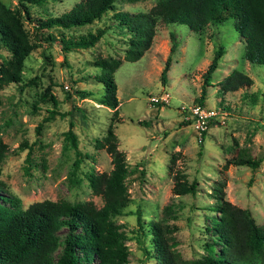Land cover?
Listing matches in <instances>:
<instances>
[{"label":"rangeland","instance_id":"rangeland-1","mask_svg":"<svg viewBox=\"0 0 264 264\" xmlns=\"http://www.w3.org/2000/svg\"><path fill=\"white\" fill-rule=\"evenodd\" d=\"M0 1L28 12L30 18L22 14L21 19L33 44L20 80L0 84V138L7 145L0 180L22 207L44 198L90 200L100 206L102 199L89 187L86 174L111 168L110 154L96 144L110 125L127 164L128 202L113 217L125 236L124 264H162L153 246L154 220L167 225L166 243L179 258L204 253L203 244L211 236L209 218L217 214L210 206L220 186L224 199L249 209L256 224L264 222V64L243 56V41L231 18L208 23L198 32L184 23L157 20L150 46L130 61L123 57L129 32L113 12L146 11L156 0H114L111 9L90 23L53 25L38 32L32 28L38 18L58 15L76 0ZM106 25L90 46L65 48L60 41L61 34L66 38ZM170 32L176 48L162 80ZM47 34L50 40L44 38ZM218 45L223 52L204 81ZM107 55L120 59L113 72L116 112L102 102L103 86L95 79L99 68L94 60ZM7 57L9 52L0 43V63ZM232 70L248 75L251 83L222 90L218 81ZM200 94L202 105L215 111L204 130L187 112ZM186 119L190 122L183 123ZM69 123L81 152L76 168L74 150L63 134ZM241 148L259 158V164L254 168L234 164ZM176 170L187 181L195 180L194 193L173 192ZM166 204L170 210L164 212Z\"/></svg>","mask_w":264,"mask_h":264},{"label":"trees","instance_id":"trees-1","mask_svg":"<svg viewBox=\"0 0 264 264\" xmlns=\"http://www.w3.org/2000/svg\"><path fill=\"white\" fill-rule=\"evenodd\" d=\"M113 2L76 0L69 9L58 15L38 18L32 28L38 32L53 25L69 27L90 23L111 9ZM22 14L30 18L24 7L9 8L0 1V43L9 52V57L0 63V84L20 80L23 60L33 48L21 19ZM113 16L129 32L123 54L126 60L138 59L150 46L157 20L184 23L198 32L208 23H220L231 18L233 28L243 41V56L251 62L264 64V0H156L146 11L130 13L116 10ZM106 27H97L93 31L66 38L61 34L60 41L65 48L87 47L105 32ZM44 38L50 40L52 37L47 34ZM175 48L176 40L170 32L169 50L160 73L162 80L165 78L170 54ZM222 52L221 45L214 49L203 73L204 81L209 79ZM94 63L99 68L95 79L103 86L102 102L116 112L118 100L113 72L120 64V59L110 55L100 56ZM218 82L222 90H234L250 84L251 79L239 70H232ZM50 98L54 102L52 95ZM196 103L203 104L201 94L196 98ZM188 122L189 119L183 121ZM70 125L63 134L74 150L72 165L76 168L81 160V152ZM96 144L104 146L111 161V168L107 172L90 171L86 174L89 187L102 199L100 206L90 200L69 202L65 199L44 198L22 207L20 199L8 193L0 180V264L126 262L124 232L113 217L120 214L128 202L124 182L127 164L124 153L117 148L110 125L102 140H97ZM6 150L7 145L0 138V161ZM259 161V158L248 156L244 148H241L232 162L254 168ZM173 178V192L194 193V179L187 181L184 173L178 170L174 172ZM215 191L214 204L210 207L217 214L209 218L211 236L203 244L205 252L196 258H179L166 243L163 231L167 225L157 220L150 223L153 246L162 264H264V222L256 224L249 209L224 199L221 186L215 188ZM169 210L168 204L163 206L164 212ZM136 218L140 226L138 212Z\"/></svg>","mask_w":264,"mask_h":264},{"label":"built area","instance_id":"built-area-1","mask_svg":"<svg viewBox=\"0 0 264 264\" xmlns=\"http://www.w3.org/2000/svg\"><path fill=\"white\" fill-rule=\"evenodd\" d=\"M150 99L157 100L156 97H150ZM160 99H163L164 101L167 100V98H165V95H161ZM187 112L192 117V120L195 121L196 125L201 127V130H204L202 127L207 125V122L213 119L215 114V111L213 109H209V107H205L198 103L189 105L187 108Z\"/></svg>","mask_w":264,"mask_h":264}]
</instances>
